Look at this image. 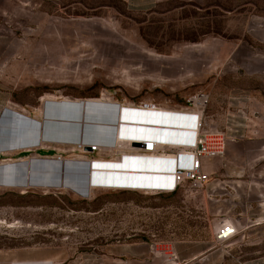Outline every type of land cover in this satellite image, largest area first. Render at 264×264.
<instances>
[{
  "label": "rangeland",
  "instance_id": "obj_1",
  "mask_svg": "<svg viewBox=\"0 0 264 264\" xmlns=\"http://www.w3.org/2000/svg\"><path fill=\"white\" fill-rule=\"evenodd\" d=\"M251 3L177 0L137 13L121 0H0V116L10 108L45 123L43 144L0 153V164L35 160L31 176L20 167L0 179V249L63 248L70 264H107L122 248L145 252L160 264H168L166 254L179 253H204L207 264H264V225L241 226L225 243L216 239L219 223L243 210L234 196L250 184L244 182L240 191L228 182L241 169L226 166L227 153L215 158L223 161L222 171L208 187L185 183L157 193L90 188L89 162L120 154L74 145L114 140L120 104L174 108L204 91L210 94L207 116L220 121L233 91L259 89L264 96V85L253 84L252 77L237 78L228 68L220 73L224 62L248 65L249 73L262 66L264 50L251 58L259 49L242 42L252 16H264V1ZM92 99L110 104L66 102ZM6 120L12 124L4 131L0 120L2 142L17 133L15 117ZM16 120L22 126L27 121ZM63 139L70 142L59 143ZM222 181L228 182L225 189L217 186ZM222 250L226 257L219 255Z\"/></svg>",
  "mask_w": 264,
  "mask_h": 264
},
{
  "label": "crops",
  "instance_id": "obj_2",
  "mask_svg": "<svg viewBox=\"0 0 264 264\" xmlns=\"http://www.w3.org/2000/svg\"><path fill=\"white\" fill-rule=\"evenodd\" d=\"M127 9L132 12H149L155 9L156 7L171 3L177 0H121ZM252 3L251 6L261 5V1L264 0H251ZM260 16V14H257ZM261 17H264L261 15ZM254 34H246L247 37L250 38L251 43L250 44L248 40H243L242 42L247 43L250 47L257 48L259 50H264V32H261L260 30L255 31ZM252 35V36H251ZM262 63V66L253 67L251 71L246 73H237L235 77L237 78H244L246 76L252 77L253 84H262L264 85V61L260 62ZM261 92L259 89H251V90H245V89H238L230 93L228 95V101L226 104V107L224 108L221 116L219 124L226 131L227 136L229 139L233 138L234 141L229 142L227 147V162L225 163L226 166L230 165L231 167H240L241 173H245L244 175L237 176L235 173L234 175H230L232 180H229V183H236L240 191L242 190L244 185V182L250 181L248 190H242L243 195V201H244V208L241 211L239 208L235 209L236 212L234 215L230 216L229 218L239 224L240 226H243L244 229H252L258 228L261 225H264V191L262 188L264 185L259 183V179H264V122L254 121L252 126L248 128L240 127L237 130H228L226 129L229 125H233L236 123L235 121H232L229 119V111H230V98L233 97V95L239 96V99L241 101L246 100L245 98L249 97L250 101L248 106L250 105L251 108H256L264 112V96L260 95ZM11 99V97L9 98ZM2 100H0L1 102ZM7 102V101H6ZM2 103V102H1ZM161 109L164 110L165 108L167 111H172L173 107L169 108L166 106H161ZM9 119L15 117V128H17V133L13 135L9 140H6L5 142L0 141V148H3L5 150L11 149V148H22V145L25 144H32L36 141H39L40 138V129L41 126H45V123L43 120H33L29 117H26L25 115H22L19 112L14 111L13 109L7 108L6 111H3V114L0 116L1 122H4L2 126L8 129L7 127L10 126L12 121L6 120V116ZM25 116V117H24ZM6 117V118H5ZM25 118L27 121L23 122L25 124L24 126L18 124L19 118ZM5 118V119H4ZM11 123V124H10ZM189 124V123H188ZM20 125V126H19ZM26 126V127H25ZM14 128V127H13ZM36 131V137H33V132L30 130ZM1 131V130H0ZM187 131V130H186ZM258 131V134L255 135L254 132ZM185 132V131H184ZM183 133H178V135H173L169 133H158L157 134H150L149 136H154L158 138H169L173 141H176V136L183 137V141L191 142L192 141V135L186 133L184 135ZM1 133V132H0ZM122 134H131L128 132H124ZM182 134V135H181ZM60 135V134H57ZM39 136V137H38ZM67 136L66 134L61 135V137ZM38 138V139H37ZM66 138V137H65ZM113 140V137H110ZM71 139V138H68ZM66 139L61 140L59 143H63ZM111 140V141H112ZM106 140L105 143L113 144L114 140L111 142ZM21 144V145H18ZM17 146V147H16ZM170 151L172 153L176 152V148L172 147L170 148ZM149 156V155H148ZM147 158V157H146ZM145 158V159H146ZM118 158L114 159H92L96 161H112L116 160ZM145 162H151V161H144L139 162L145 165ZM154 162V161H153ZM134 163V162H133ZM159 166H162L161 169L164 170V173H170L165 172V170L172 171L173 165H163L162 163H158ZM168 163V162H167ZM222 164L223 161L219 159H209L204 160L203 162V168L204 171L210 175V177L213 174H216V172L222 171ZM109 165V164H108ZM228 167V166H227ZM262 167L263 169H260ZM160 168V167H159ZM231 168V171L239 172L237 169ZM227 173H230V170H226ZM109 175V174H107ZM112 175H109L108 178H111ZM103 177H106L104 175ZM113 177V176H112ZM167 175H164V177L156 178V179H150L148 177L143 178H124L120 180H129L130 182H139V183H171L170 178H166ZM249 179V180H247ZM128 182V181H126ZM99 188V187H97ZM261 188V189H260ZM245 196V197H244ZM233 217V218H231ZM237 236V235H236ZM235 236V237H236ZM113 257H107V264H160L159 260L153 259L151 257H147L145 252H135L132 251L129 248H122L121 251H118L116 253H111ZM204 253L195 254L192 256H186L185 254H178L177 258L180 261V263L183 264H207V262L210 260V257L205 256L202 257ZM219 255L221 257H226L225 250H222L219 252ZM127 256V257H125ZM71 255L68 253L66 249L63 248H54V249H47V250H41V251H34V250H8V249H0V264H70L71 262Z\"/></svg>",
  "mask_w": 264,
  "mask_h": 264
},
{
  "label": "built area",
  "instance_id": "obj_3",
  "mask_svg": "<svg viewBox=\"0 0 264 264\" xmlns=\"http://www.w3.org/2000/svg\"><path fill=\"white\" fill-rule=\"evenodd\" d=\"M260 30L264 32V17L253 15L250 19L248 25L249 34L256 33L255 31ZM254 48V47H252ZM257 49V48H254ZM259 53H252L251 58L261 57V50ZM232 69L237 73L243 72L245 69L248 72V65L245 67H240L236 63H225L221 67L220 73H226L225 71ZM246 100L241 101L239 96L233 95L230 98V111L229 119L235 121L233 125H229L226 129L237 130L240 127L248 128L252 126L254 121L264 122V112L259 109L251 108L249 104L250 98L246 97ZM210 104V94L204 91L197 92L186 100V104L183 106L174 107L172 111H167L169 115L174 116L178 113H184L188 115L189 127L186 129L188 134L192 135V141H173L169 138H159L154 140H149L147 142H142L140 139L135 137H130L125 139V147H119L115 149V153L122 155L123 151H127L131 154L145 155L152 154L154 157H161L163 161H171V156L176 157L178 154L182 156L180 152L185 151L187 164L185 166H175L174 170L167 174V177H171L172 181L175 183L174 189H169L168 185H163L161 187H147V186H132L131 183H123V181L114 182L112 185L103 186L105 189L109 190H134V191H145V192H166V191H176L182 184L190 183L195 189H204L211 183V177L204 171L203 162L204 160L215 159L224 157L227 153V147L229 142L234 141L233 138L229 139L226 131L222 129L218 121H213L207 116L206 111ZM133 107H137L131 104ZM155 111L152 113H157V107L159 105L153 104ZM149 105L142 103L138 107L147 108ZM255 135L258 131L254 132ZM134 142L144 143V147L134 146ZM175 147L176 152L172 153L170 148ZM82 147H76V149L81 150ZM119 149V150H118ZM118 150V151H116ZM102 149L92 146L90 152L96 153L101 152ZM112 153V152H111ZM114 153V152H113ZM242 175L241 172L237 176ZM228 182L222 181L217 186L220 189H225ZM235 190V187H232ZM243 195L236 194L234 196V201L236 206L243 207ZM241 228L239 224L232 221L231 219L222 220L216 228V239L220 243H225L232 240L237 234L238 230ZM154 246V245H153ZM155 251L158 252V248L154 246ZM170 257H165L164 262L171 264H179L177 262V257L174 254H166Z\"/></svg>",
  "mask_w": 264,
  "mask_h": 264
},
{
  "label": "bare ground",
  "instance_id": "obj_4",
  "mask_svg": "<svg viewBox=\"0 0 264 264\" xmlns=\"http://www.w3.org/2000/svg\"><path fill=\"white\" fill-rule=\"evenodd\" d=\"M68 104H92V105H109V102H105L104 100H87V101H66ZM112 105V104H111ZM110 105V106H111ZM129 106V105H128ZM126 105H119V120H120V126L118 127V134L115 135V141L112 142L113 144L110 143H102V142H91V143H75V147H82L81 149H84L85 146H93L96 145V147L100 149H116L119 147H125V139L130 138V137H135L137 139H140L142 142H147L149 140H154V139H159L158 137L152 136L154 134L159 135L158 133H169L173 135H178V133H183L184 135L188 133L186 129L189 127L188 125V115L184 113H178L175 114L174 116L169 115L167 110L162 107H157L158 111L157 113L152 114L156 109L153 104H149L147 108L144 107H128ZM22 113V112H21ZM155 115V116H154ZM25 117V116H24ZM32 119V118H31ZM121 125L124 126V129H122ZM153 126V127H152ZM124 132H128L131 134H122ZM43 126H41L40 129V138L39 141L41 144H43ZM152 134L151 136H149ZM182 135V134H181ZM39 137V136H38ZM183 135L181 137L176 136L177 141H183ZM45 138V137H44ZM162 138V136H161ZM38 139V138H37ZM45 141V140H44ZM73 141V140H72ZM37 142V141H36ZM64 142H70V140H66ZM72 144V143H69ZM21 145V144H18ZM30 144H25L22 145L23 147H27ZM32 145V144H31ZM17 147V146H16ZM21 148H11V149H3L0 148V153L6 152V151H11V150H20ZM182 156H179V154L174 157L171 156V161H163V158L161 157H154L155 155L152 154H145V155H136V154H131L127 151H123L122 155L112 161H96L92 160L89 162L90 170H89V186L90 188L94 186L96 187H103L106 185H112L114 182H119L123 181V183H131L134 184L132 186H147L151 188L155 187H161L163 185H168L169 189H174L175 183L171 179V183L165 184V183H137V182H130L129 180H120L124 179L125 177L128 179L129 177L134 178H143V177H148L150 179H156V178H161L164 177V175H167L168 173H164V170L161 169L162 166H159V164L155 163H162L163 165H173L174 170L175 166H185L187 164L186 158H185V151L180 152ZM149 155V156H148ZM147 157V158H146ZM146 158V159H145ZM58 161H64V158L58 157ZM144 161H151V162H145V165L139 162H144ZM154 161V162H153ZM35 162L33 158H28V159H20L16 161H8V162H3L0 164V179L4 177H8L11 175L10 173H6L9 171H16L20 169V167L27 171V174L31 176L32 173V164ZM134 162V163H133ZM168 162V163H167ZM109 164V165H108ZM14 165V166H13ZM160 167V168H159ZM172 171H167L165 172H172ZM12 173V172H11ZM112 175L111 178H108L109 175ZM14 175V174H13ZM19 175V174H18ZM106 175V177H103ZM17 177V176H16ZM20 177V176H19ZM12 178V176H11ZM18 178V177H17ZM168 178V177H166ZM14 179V178H13ZM23 179V177H22ZM7 180V179H5ZM25 180V179H24ZM23 180V181H24ZM10 181V180H8ZM128 181V182H126ZM4 183V182H2ZM15 185L20 184V182L13 181ZM47 183V182H43ZM94 183L95 185H92ZM5 184V183H4ZM8 184V183H7ZM28 182L26 183V187ZM74 185V184H73ZM76 185V184H75ZM78 185V184H77ZM92 185V186H91ZM31 186V185H30ZM53 186V185H52ZM90 190V189H89ZM166 192H172V191H166Z\"/></svg>",
  "mask_w": 264,
  "mask_h": 264
},
{
  "label": "water",
  "instance_id": "obj_5",
  "mask_svg": "<svg viewBox=\"0 0 264 264\" xmlns=\"http://www.w3.org/2000/svg\"><path fill=\"white\" fill-rule=\"evenodd\" d=\"M155 116V115H154ZM153 127V126H152ZM134 146H137V147H144V143L142 142H134L133 143ZM87 150L91 151L92 150V147L91 146H86L85 147Z\"/></svg>",
  "mask_w": 264,
  "mask_h": 264
},
{
  "label": "trees",
  "instance_id": "obj_6",
  "mask_svg": "<svg viewBox=\"0 0 264 264\" xmlns=\"http://www.w3.org/2000/svg\"><path fill=\"white\" fill-rule=\"evenodd\" d=\"M247 36H248V35H245L244 38H243V40H248L249 43L252 44L250 38H248ZM252 45H253V44H252Z\"/></svg>",
  "mask_w": 264,
  "mask_h": 264
}]
</instances>
